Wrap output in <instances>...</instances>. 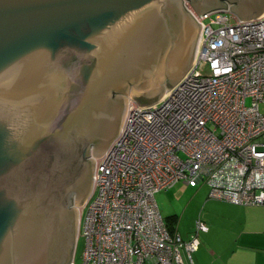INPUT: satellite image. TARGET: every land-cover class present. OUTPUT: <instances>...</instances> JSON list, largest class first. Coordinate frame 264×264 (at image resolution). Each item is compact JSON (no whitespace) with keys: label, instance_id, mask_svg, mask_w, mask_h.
<instances>
[{"label":"water","instance_id":"obj_1","mask_svg":"<svg viewBox=\"0 0 264 264\" xmlns=\"http://www.w3.org/2000/svg\"><path fill=\"white\" fill-rule=\"evenodd\" d=\"M241 19L264 0H188ZM200 23L184 0H0V264H72L95 155L129 92L156 100L192 64Z\"/></svg>","mask_w":264,"mask_h":264},{"label":"built area","instance_id":"obj_2","mask_svg":"<svg viewBox=\"0 0 264 264\" xmlns=\"http://www.w3.org/2000/svg\"><path fill=\"white\" fill-rule=\"evenodd\" d=\"M184 3L200 23L194 59L159 99L130 100L120 132L95 155L79 227L83 264H195L209 225L197 219L189 237L170 230L155 196L180 180L264 204V12L241 19Z\"/></svg>","mask_w":264,"mask_h":264},{"label":"crops","instance_id":"obj_3","mask_svg":"<svg viewBox=\"0 0 264 264\" xmlns=\"http://www.w3.org/2000/svg\"><path fill=\"white\" fill-rule=\"evenodd\" d=\"M179 183L176 182L169 187L168 191L171 190L170 193L176 195L178 191L176 185L190 187L186 182H184L185 185H178ZM209 197L211 196L208 193ZM222 205L228 206L238 213L229 214L222 219L221 216L212 215L209 217L210 221H207L209 229L199 233L201 242L193 252L194 263L264 264V216L257 214L260 206L231 203L227 200ZM251 210L253 213H250ZM170 211H173L170 214L174 213L179 218L178 209L170 208ZM184 211L182 210V213ZM192 232L193 230L189 232L186 229L181 234L183 233L184 237H189ZM186 264H190L187 257Z\"/></svg>","mask_w":264,"mask_h":264},{"label":"rangeland","instance_id":"obj_4","mask_svg":"<svg viewBox=\"0 0 264 264\" xmlns=\"http://www.w3.org/2000/svg\"><path fill=\"white\" fill-rule=\"evenodd\" d=\"M195 53H196V48H195ZM167 79L168 77H165L164 81L162 82L160 81V84H164L165 88L167 86L166 83ZM133 84L134 82L131 83L129 87V92L124 93V95L127 96L128 98V104L130 100L135 99L131 95V89ZM163 93L157 99L162 97ZM260 108L261 110L264 111V102H261ZM178 183H179L178 185L180 184L185 185L183 180L178 181ZM175 187L178 190V191L176 190L177 192L175 191L177 193L176 195L171 194L170 193L171 190L168 191L169 188L163 189L160 192L158 191L155 194L159 210L164 217H166L171 212H173L170 211V208H172V210L178 209L179 218L178 221L175 223V227H174L175 230H179L180 232H182L188 229V231L191 232L192 230L193 231L195 230L196 220L199 218H201L208 224L207 221H210L209 217H211L212 215H214L215 217L221 216L222 219L228 216L229 214L238 213L237 211H234L232 208L222 205V203H225L226 200L219 198H212V197L208 198L209 186L205 182H201L200 184L194 187L191 186L181 187L177 185ZM253 205L260 206L258 208L257 214L264 216V204H259V205L251 204V206ZM82 208L83 205L82 204L79 205L80 216H81ZM182 210H185L184 213H182ZM250 213H253V210H251ZM79 230L73 251V257H72L73 264H83V251L85 248V238L84 236L79 235Z\"/></svg>","mask_w":264,"mask_h":264},{"label":"trees","instance_id":"obj_5","mask_svg":"<svg viewBox=\"0 0 264 264\" xmlns=\"http://www.w3.org/2000/svg\"><path fill=\"white\" fill-rule=\"evenodd\" d=\"M166 223L168 224L170 230H174L175 223L178 221L177 215L172 213L165 217Z\"/></svg>","mask_w":264,"mask_h":264},{"label":"flooded vegetation","instance_id":"obj_6","mask_svg":"<svg viewBox=\"0 0 264 264\" xmlns=\"http://www.w3.org/2000/svg\"><path fill=\"white\" fill-rule=\"evenodd\" d=\"M92 156L94 157V159H95V154L94 153H92ZM91 193V192H90ZM90 196V195H89ZM89 196H88V198H89ZM87 198V199H88ZM80 219H81V216H80ZM80 219H79V227H80Z\"/></svg>","mask_w":264,"mask_h":264}]
</instances>
